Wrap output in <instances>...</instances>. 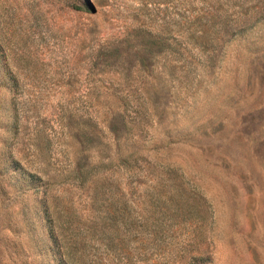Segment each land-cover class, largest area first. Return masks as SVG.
Returning <instances> with one entry per match:
<instances>
[{"label": "rangeland", "instance_id": "1", "mask_svg": "<svg viewBox=\"0 0 264 264\" xmlns=\"http://www.w3.org/2000/svg\"><path fill=\"white\" fill-rule=\"evenodd\" d=\"M0 264H264V0H0Z\"/></svg>", "mask_w": 264, "mask_h": 264}]
</instances>
